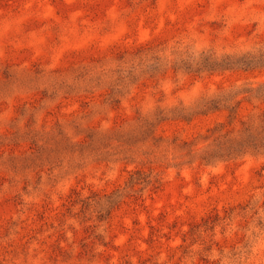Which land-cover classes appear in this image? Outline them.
Listing matches in <instances>:
<instances>
[{
	"label": "rangeland",
	"instance_id": "374dc122",
	"mask_svg": "<svg viewBox=\"0 0 264 264\" xmlns=\"http://www.w3.org/2000/svg\"><path fill=\"white\" fill-rule=\"evenodd\" d=\"M263 115L264 0H0V264H264ZM57 125L49 165L8 140Z\"/></svg>",
	"mask_w": 264,
	"mask_h": 264
},
{
	"label": "trees",
	"instance_id": "16d2710c",
	"mask_svg": "<svg viewBox=\"0 0 264 264\" xmlns=\"http://www.w3.org/2000/svg\"><path fill=\"white\" fill-rule=\"evenodd\" d=\"M205 103L208 102L207 100H202L200 101L201 103ZM106 103L107 104H113V103H118V100L112 96L111 94L108 95L107 99H106ZM179 110H184L183 108L179 109ZM146 114L145 115H139L136 117V119L134 120V122L132 123V125L130 126H126L121 128L118 133L114 132V133H110V135L108 134V136H105V134H101L100 138H107V139H112L110 136H119L120 138L124 136V134H126L127 132H131V130L133 129H137L139 126H142L144 124H148V120L146 118ZM264 116V115H263ZM241 133L242 134H246L249 130H252L254 128L253 124H251L250 122H243L241 123ZM61 130V126H56V127H52V128H39V127H31V128H27L25 130H16L11 138H9L8 140L10 141H14V140H21V141H29L31 143V145L33 146L32 149H34V151L32 153H30L27 157L30 158L31 156L34 155H42L44 154L46 157H44L43 160L38 159L39 161V166H44V165H49L50 163H53V160L58 159L59 155L62 156V152L65 153V150L62 149L61 152L55 151V148L52 149L51 147H56L59 144H64L66 145L67 142V138L66 136H64L62 133H60ZM59 131V132H58ZM55 137V138H54ZM98 138V137H97ZM229 138L228 134L224 133V134H216L215 139L214 140H229L232 141L230 139H226ZM92 136H88V143L91 142ZM50 141L51 143L47 142ZM227 142V141H225ZM156 143V139L155 137L151 136L149 137V140L146 141V147L148 150L152 149V148H157L158 146L155 145ZM48 145L50 148H48V150H45L47 148H45V146ZM73 145L78 146L76 142L73 143ZM165 146L169 147L168 144H166ZM191 144L186 145L185 143H182V145H173V148L176 150V153H178L179 155H177L178 159H181L187 155H190L191 153ZM123 150L120 151L121 154H123L125 156V158L129 157L130 155L132 156L135 152L131 151V148L125 144L122 148ZM211 149H206V152H208ZM79 155H82L80 153H78L77 156H74V158H70L68 159V162L74 163L77 162L79 159ZM107 152H103L100 156H106ZM26 157V158H27ZM64 158V156H62ZM18 159V158H17ZM15 159V160H17ZM22 160L25 159V157L20 158ZM81 159V158H80ZM42 163H45L44 165ZM14 175V174H13ZM44 176H46L45 178L39 176L37 179L39 181L37 187H33V189H31V191H34L35 189L36 192L38 193L40 190L38 189L39 187H47L50 182L55 178V176L52 174V172H49L47 175L45 174ZM27 182H26V186H31L34 184L31 183V178H27ZM158 183V181H153L150 175H146L142 172L139 171H134L133 173H131L129 175L128 180L125 183V186L122 190V192L120 194H118L116 196V199H108V200H103V198H97V197H93V198H86L83 200H79V204H80V212L82 214H86L90 208H98V211H96L98 214H100L99 216H101V213H103L104 211H106L107 207L112 206L113 204H115L118 199H120L122 196L128 194V193H134L135 190L134 188L139 185V184H145V185H149L151 183ZM39 186V187H38ZM32 187V186H31ZM23 191H25V188H23ZM25 194V193H24ZM19 196V195H17ZM96 198V200L94 199ZM109 198V197H108ZM229 217V218H228ZM227 219L230 220L231 215L228 216ZM220 219L218 217H215L211 223H203L202 226L207 227V229H212L215 226H217V223Z\"/></svg>",
	"mask_w": 264,
	"mask_h": 264
}]
</instances>
